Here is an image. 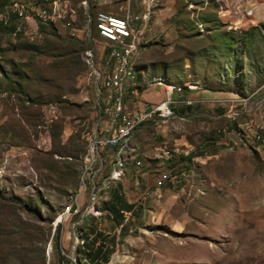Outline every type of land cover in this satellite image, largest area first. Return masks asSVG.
<instances>
[{
    "label": "rangeland",
    "instance_id": "1",
    "mask_svg": "<svg viewBox=\"0 0 264 264\" xmlns=\"http://www.w3.org/2000/svg\"><path fill=\"white\" fill-rule=\"evenodd\" d=\"M126 6L0 0V264L85 263L84 217L117 235L102 207L117 181L138 211L107 264H264V0H156L136 73L172 99L208 90L213 100L141 125L88 176L101 58L70 40ZM230 100L247 110L226 117ZM166 148L190 157L153 170Z\"/></svg>",
    "mask_w": 264,
    "mask_h": 264
},
{
    "label": "built area",
    "instance_id": "2",
    "mask_svg": "<svg viewBox=\"0 0 264 264\" xmlns=\"http://www.w3.org/2000/svg\"><path fill=\"white\" fill-rule=\"evenodd\" d=\"M146 0L141 4L144 10ZM28 9V5L26 7ZM140 13H126L124 16H115L105 12H98L94 18L95 31L102 41L101 67L95 64L96 80V106L101 110L102 123L97 137V143L90 157L88 176H95L102 166V154L106 150L116 149L120 143L138 127L155 119H162L167 116H175L173 106L177 104L192 105L190 99L174 100L168 89H164L165 99L154 104L150 109L133 108L128 110L125 100L128 99L136 106L139 91L132 88L129 74L130 56L138 52L141 47ZM31 16V15H29ZM94 52V51H93ZM248 100L227 101L228 107L226 117L237 115L239 110L245 109ZM190 157L188 152L178 149L161 150L154 154V159L163 163L171 161L174 157ZM139 165V162H137ZM96 169V170H94ZM183 173V172H182ZM165 178V177H164ZM161 184V179L158 185ZM130 217V212H124V222Z\"/></svg>",
    "mask_w": 264,
    "mask_h": 264
},
{
    "label": "trees",
    "instance_id": "3",
    "mask_svg": "<svg viewBox=\"0 0 264 264\" xmlns=\"http://www.w3.org/2000/svg\"><path fill=\"white\" fill-rule=\"evenodd\" d=\"M87 14L89 17L92 15L91 12ZM91 24L93 28L91 31L92 35H97L93 20H91ZM70 43L74 46L82 47L84 51L89 49V43L85 39L70 40ZM178 110L179 114L185 116L191 112V105H185ZM111 150L113 151L115 149ZM181 160L184 163L183 157H181ZM102 207L107 212L106 218L110 221V229L112 231L118 230L117 235L116 233L112 235L104 234L102 230L95 228L94 224L89 221L91 219L90 217H84L83 222L87 228L81 234L82 247L78 250L77 255L79 262H82V260L85 262L81 264H107L115 252L116 244L120 243L127 236L131 227L130 218L124 222V212H130L131 217L138 211L137 207L126 199L120 181L115 182L109 187L107 190V199L102 203ZM54 236L57 240L59 228H56Z\"/></svg>",
    "mask_w": 264,
    "mask_h": 264
},
{
    "label": "crops",
    "instance_id": "4",
    "mask_svg": "<svg viewBox=\"0 0 264 264\" xmlns=\"http://www.w3.org/2000/svg\"><path fill=\"white\" fill-rule=\"evenodd\" d=\"M92 1L96 5H102V4L108 3V2L113 1V0H92ZM114 1L115 2H126L127 3V6L124 9V13H122L121 11L119 13V14H122L123 16L126 15V13H128V12H130V13H140L143 10L142 4H141V7H139L140 12H137L138 10H136L137 9L136 7L133 8V10H130V7H129L130 2H133V4H137L138 0H114ZM155 1L156 0H146V2L144 4V10H143V15L141 17V28H140L141 38H143V35L144 36L147 35V33L151 29V28L149 29L148 25H150L149 23H151L150 22L151 21L150 20V17H151L150 11H151V8L153 7V4L155 3ZM141 2H142V0H141ZM3 19L6 20V17L1 16L0 20H3ZM76 35H77L76 39H79V40H82V39L84 40L85 39L89 43V48L93 49L95 57L101 58L103 46H102L101 39L97 35H92L91 30H88L85 33V35H83V37H82V35L79 36V32H77ZM88 35H89V37H88ZM142 43H143V41H142ZM136 77H137V79L139 81V85H138L139 86L138 102H137L136 106H133L132 102L130 100L126 99L125 100V105H126V108L128 110H132L133 108H140V109H147L148 110V109L151 108L152 105L157 104V103H159V102H161L162 100L165 99L164 89H169L171 92L175 91L174 89H171L169 86H166L165 84L159 85V84L152 83V82H145V81H143V76L142 75H140L138 77V73H136ZM142 82L146 83L143 88H141ZM93 84H94V91H95V94H96V80H95V77H94ZM185 93H186V95H185L184 99H190V100L194 101L193 104H198V103H202V102H206V101H212L213 99H211L210 97H212L215 92L208 91V90H202V91H193V92L189 91V92H185ZM13 96H12V98H13ZM174 100H178V99L174 97ZM23 104L25 106H27L28 108H30V107L33 108L32 106H35V105H32V104L28 103L27 101L23 102ZM184 106H185L184 104H182V105H180V104L174 105L173 109H174V107L180 109V108H182ZM156 121H158V120H156ZM242 145H244V144H242ZM254 149L257 150L258 152H260L259 147L254 148ZM184 159L187 160L188 158H184ZM153 160H155V159H153ZM161 163H162V161H160V160L152 162L153 170L155 169V167L159 166Z\"/></svg>",
    "mask_w": 264,
    "mask_h": 264
},
{
    "label": "bare ground",
    "instance_id": "5",
    "mask_svg": "<svg viewBox=\"0 0 264 264\" xmlns=\"http://www.w3.org/2000/svg\"><path fill=\"white\" fill-rule=\"evenodd\" d=\"M140 38H141V31H140ZM140 49V48H139ZM139 49H138V51H139ZM92 53V52H91ZM137 53L138 52H133L132 54H131V56H130V66H129V74H130V77H131V84H132V88L133 89H135L136 91H139V86H138V79H137V77H136V69H135V65H134V60H135V58H136V55H137ZM196 89V88H195ZM169 90V89H168ZM170 91V90H169ZM171 92V91H170ZM100 116H101V119H102V113H101V110H100ZM168 117V116H167ZM167 117H165V118H162V119H155V120H153V121H156V120H158V121H164V120H166V119H168ZM152 122V121H151ZM99 127V126H98ZM135 131V130H134ZM134 133V132H133ZM132 133V134H133ZM132 134H130L129 136H127L121 143H120V145L118 146L119 148H120V151L122 152L123 151V149L127 146V142H128V140H130V137L132 136ZM262 137H260V136H257V139L260 141V139H261ZM96 143H97V141L96 142H94V144H93V148H92V150L94 149V147H95V145H96ZM164 150H168V148H166V149H164ZM120 152V153H121ZM188 158V157H187ZM189 159V158H188ZM187 159V160H188ZM121 164V163H120ZM123 165V164H122ZM121 169L122 170H120V171H118V172H116L115 173V175H116V177L117 178H121L122 177V173H123V169H124V167H122L121 166Z\"/></svg>",
    "mask_w": 264,
    "mask_h": 264
}]
</instances>
